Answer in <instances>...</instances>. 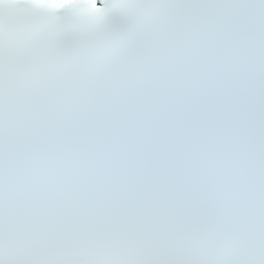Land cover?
I'll list each match as a JSON object with an SVG mask.
<instances>
[{"label": "snow or ice", "instance_id": "snow-or-ice-1", "mask_svg": "<svg viewBox=\"0 0 264 264\" xmlns=\"http://www.w3.org/2000/svg\"><path fill=\"white\" fill-rule=\"evenodd\" d=\"M0 264H264V0H0Z\"/></svg>", "mask_w": 264, "mask_h": 264}]
</instances>
